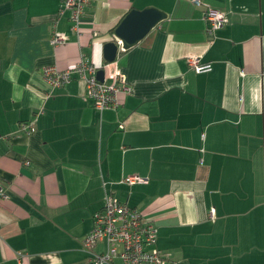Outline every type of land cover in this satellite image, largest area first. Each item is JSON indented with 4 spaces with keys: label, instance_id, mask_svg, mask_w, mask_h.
<instances>
[{
    "label": "crops",
    "instance_id": "1",
    "mask_svg": "<svg viewBox=\"0 0 264 264\" xmlns=\"http://www.w3.org/2000/svg\"><path fill=\"white\" fill-rule=\"evenodd\" d=\"M202 2L88 0L74 27L60 0H0V264H91L82 241L106 194L154 224L155 264H264V0ZM205 4L226 14L212 36ZM151 6L165 18L121 51L115 27ZM113 40L116 107L95 108L75 73L44 80L107 63Z\"/></svg>",
    "mask_w": 264,
    "mask_h": 264
},
{
    "label": "built area",
    "instance_id": "2",
    "mask_svg": "<svg viewBox=\"0 0 264 264\" xmlns=\"http://www.w3.org/2000/svg\"><path fill=\"white\" fill-rule=\"evenodd\" d=\"M88 0H60L59 13L69 10L74 27L80 20ZM196 5H202V0H190ZM204 20L207 32H213L222 27L226 21V14L205 4ZM64 33L54 31L50 41L52 44L66 42ZM120 50L123 51L120 47ZM197 73L211 70V63H200L197 59L190 60ZM101 69L103 80L96 77V72ZM85 83V95L92 101L97 109L116 107V95L119 91L127 90V83L123 80L117 60L94 67L83 58H79L70 69L59 70L54 66L42 68L44 80L50 85H61L71 80L72 74ZM109 80V81H106ZM129 90V89H128ZM19 129L30 135L34 127L25 121L19 123ZM139 176L129 175L124 178L127 183L141 182ZM0 195H5L0 189ZM91 230L84 236L82 244L88 253L91 264H112L116 258L120 264H155L163 262V255L155 247L156 227L151 221L146 220L141 213L126 203L120 202L110 194L105 195L102 208L92 216ZM103 245V250H94ZM151 247V248H150Z\"/></svg>",
    "mask_w": 264,
    "mask_h": 264
},
{
    "label": "water",
    "instance_id": "3",
    "mask_svg": "<svg viewBox=\"0 0 264 264\" xmlns=\"http://www.w3.org/2000/svg\"><path fill=\"white\" fill-rule=\"evenodd\" d=\"M165 16L163 11L152 6L141 10L131 9L114 29V36L121 41V49L126 50L139 42ZM102 51L106 62L113 61L117 53L116 40L105 42ZM96 76L99 80L103 79L101 69Z\"/></svg>",
    "mask_w": 264,
    "mask_h": 264
},
{
    "label": "bare ground",
    "instance_id": "4",
    "mask_svg": "<svg viewBox=\"0 0 264 264\" xmlns=\"http://www.w3.org/2000/svg\"><path fill=\"white\" fill-rule=\"evenodd\" d=\"M230 15V14H229Z\"/></svg>",
    "mask_w": 264,
    "mask_h": 264
}]
</instances>
